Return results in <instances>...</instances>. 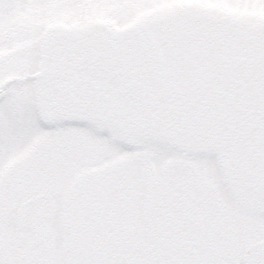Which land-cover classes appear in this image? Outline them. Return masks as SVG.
<instances>
[{"label":"snow or ice","instance_id":"obj_1","mask_svg":"<svg viewBox=\"0 0 264 264\" xmlns=\"http://www.w3.org/2000/svg\"><path fill=\"white\" fill-rule=\"evenodd\" d=\"M0 264H264V0H0Z\"/></svg>","mask_w":264,"mask_h":264}]
</instances>
